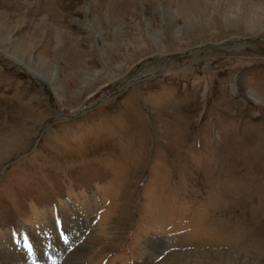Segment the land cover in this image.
Returning a JSON list of instances; mask_svg holds the SVG:
<instances>
[{"label":"rangeland","instance_id":"374dc122","mask_svg":"<svg viewBox=\"0 0 264 264\" xmlns=\"http://www.w3.org/2000/svg\"><path fill=\"white\" fill-rule=\"evenodd\" d=\"M15 254L264 264V0H0Z\"/></svg>","mask_w":264,"mask_h":264},{"label":"bare ground","instance_id":"6f19581e","mask_svg":"<svg viewBox=\"0 0 264 264\" xmlns=\"http://www.w3.org/2000/svg\"><path fill=\"white\" fill-rule=\"evenodd\" d=\"M76 254V253H75ZM17 256L16 258H14V256ZM14 256H11L9 259H3V260H1L0 261V264H17L16 262H18V261H16V260H18L17 258H18V254H15ZM79 255V254H78ZM20 262V261H19Z\"/></svg>","mask_w":264,"mask_h":264}]
</instances>
